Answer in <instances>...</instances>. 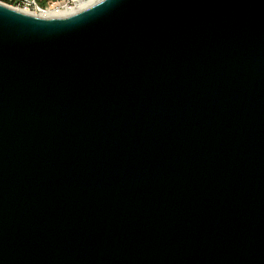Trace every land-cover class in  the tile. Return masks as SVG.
Instances as JSON below:
<instances>
[{
	"label": "water",
	"instance_id": "95a60500",
	"mask_svg": "<svg viewBox=\"0 0 264 264\" xmlns=\"http://www.w3.org/2000/svg\"><path fill=\"white\" fill-rule=\"evenodd\" d=\"M0 264H264V0L0 2Z\"/></svg>",
	"mask_w": 264,
	"mask_h": 264
},
{
	"label": "built area",
	"instance_id": "2783aa9c",
	"mask_svg": "<svg viewBox=\"0 0 264 264\" xmlns=\"http://www.w3.org/2000/svg\"><path fill=\"white\" fill-rule=\"evenodd\" d=\"M0 2L29 13L41 14L50 7H63L64 3L69 6L75 5L76 0H47L43 4L39 0H0Z\"/></svg>",
	"mask_w": 264,
	"mask_h": 264
},
{
	"label": "bare ground",
	"instance_id": "6f19581e",
	"mask_svg": "<svg viewBox=\"0 0 264 264\" xmlns=\"http://www.w3.org/2000/svg\"><path fill=\"white\" fill-rule=\"evenodd\" d=\"M98 0H76L75 5L69 6L68 4L64 3L63 7H50L44 10L40 15H46V16H61V15H67L70 13H73L75 11H78L82 8H85Z\"/></svg>",
	"mask_w": 264,
	"mask_h": 264
},
{
	"label": "rangeland",
	"instance_id": "374dc122",
	"mask_svg": "<svg viewBox=\"0 0 264 264\" xmlns=\"http://www.w3.org/2000/svg\"><path fill=\"white\" fill-rule=\"evenodd\" d=\"M42 4L44 3V2H46L47 0H39Z\"/></svg>",
	"mask_w": 264,
	"mask_h": 264
}]
</instances>
